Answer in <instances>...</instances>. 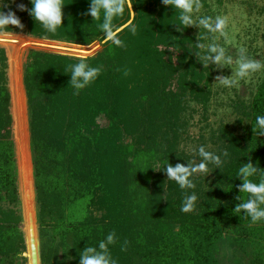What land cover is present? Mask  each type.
Instances as JSON below:
<instances>
[{"label":"trees","instance_id":"16d2710c","mask_svg":"<svg viewBox=\"0 0 264 264\" xmlns=\"http://www.w3.org/2000/svg\"><path fill=\"white\" fill-rule=\"evenodd\" d=\"M210 1L222 4L198 0L201 8ZM133 3L135 19L118 35L121 43H109L87 61L101 71L78 94L70 86L78 59L28 56L24 83L41 264H79L80 252L113 231L109 251L117 264H264V221L254 224L235 212L243 202L237 197H248L239 190L240 164L259 161L264 170V136L253 127L264 115V78L250 100L231 102L233 124L212 127L215 66L200 46L212 36L193 27L178 31L174 9L162 0ZM22 4L32 8L30 0ZM64 4L63 26L55 33L18 6L5 12L22 23L10 26L13 32L38 39L86 46L104 36L103 15L94 23L85 14L90 0ZM130 19L126 9L113 25L119 29ZM7 69L0 48V264H26ZM196 117L206 131L198 139L190 135ZM193 140L197 147L190 151ZM200 146L229 157L221 169L210 165L207 177L195 178L193 189H181L163 170L198 160ZM192 192L197 206L184 213V195Z\"/></svg>","mask_w":264,"mask_h":264},{"label":"rangeland","instance_id":"374dc122","mask_svg":"<svg viewBox=\"0 0 264 264\" xmlns=\"http://www.w3.org/2000/svg\"><path fill=\"white\" fill-rule=\"evenodd\" d=\"M24 0H0V7L4 12L9 7H19ZM130 21L117 29L118 35L129 26L135 19L134 7L132 6ZM6 14V12H5ZM214 18L224 16L227 18V37L217 32H209L211 39H206L204 45L215 42L224 46L233 58H237L244 49V54L250 58L264 63V0H222V4L210 1L206 8H201L197 14ZM20 25L22 23L20 22ZM193 31L198 35L199 27L193 26ZM207 32V33H208ZM103 37L95 39L90 45H78L67 42L38 39L24 33L14 32L12 39L15 43L6 42L0 37V48L7 52L8 58V87L11 94V114L13 119L12 138L15 146L17 162V184L20 197V211L22 215V229L26 242V264H33L30 237L33 236L37 242L38 264H41L38 205L34 188V164L33 149L30 134V109L28 96L25 88V68L28 64V56L32 52H43L54 55L66 56L74 59L86 58L87 61L99 58L109 43ZM117 37H113V41ZM205 48V47H204ZM206 49V48H205ZM236 64L228 67L215 66L213 81L210 84L212 99L209 112V124L216 128L220 123L233 124L235 116L230 104L238 98L250 100L264 78V70L253 73L249 77L238 80L231 86L218 83V77H231L234 74ZM200 117L195 118V124L190 129V135L194 139L205 133V123L199 122ZM195 141L188 142V150L195 151Z\"/></svg>","mask_w":264,"mask_h":264},{"label":"clouds","instance_id":"9594fccd","mask_svg":"<svg viewBox=\"0 0 264 264\" xmlns=\"http://www.w3.org/2000/svg\"><path fill=\"white\" fill-rule=\"evenodd\" d=\"M162 2L165 6L174 9L175 17L178 21L176 25L180 26L177 29L178 31L197 26L200 30L207 29L211 32L220 33L225 38L227 37V32L225 31L228 23L227 18L216 16L213 20L206 16L197 15L201 9V4L198 0H162ZM30 3L32 4L30 10L23 4L19 6L20 10L29 11L34 20L41 24L48 33H55L59 27L63 26L64 0H30ZM133 4V0H90V7L85 14L91 16L94 23L103 15V21L100 25L101 33L104 34L102 39L119 45L121 41L118 38L113 41V37H118V31L113 25L114 18L120 17L126 9L129 13H133ZM10 26L20 27V21L14 13L5 14L3 8L0 7V37L5 38L6 42L15 43L16 41L12 39L14 32ZM200 46L207 49L208 55L206 59L213 66L228 67L232 64L237 65L231 77H218L217 84L231 87L238 80H243L253 73L264 70V63L244 54V49L240 50L241 54L237 58H233V56L228 54L224 46L215 42ZM100 71V68L90 66L86 58H78V62L73 64L70 69V86L78 94L80 90L85 89L97 79ZM253 127L256 135L258 130L259 135L264 136V115L257 116L256 124ZM228 157L229 153L226 151L222 155H218L206 150L205 146H200L198 149V160L187 161V166L182 163H178L175 166L168 163L163 171L166 173L168 180L174 181L181 189H193L195 187V178L200 175L207 177L210 174V165L216 166V169H221L222 163L226 162ZM258 165L259 161H257L256 165L252 163L240 164L237 172V178L243 181L239 190L241 194H248V197L247 199H243L242 196L237 197L243 202L237 205L235 212H242L245 218H250L254 224L264 221V170L260 169ZM256 176H259L258 181L253 179ZM197 201V193H186L183 198L181 211L184 213L193 211L197 206ZM116 239V233L113 231L104 240L99 241L96 246H88L79 253V264H117L109 251V247L116 242Z\"/></svg>","mask_w":264,"mask_h":264},{"label":"water","instance_id":"95a60500","mask_svg":"<svg viewBox=\"0 0 264 264\" xmlns=\"http://www.w3.org/2000/svg\"><path fill=\"white\" fill-rule=\"evenodd\" d=\"M32 236L30 237V243H31V252L33 254L32 262L33 264H38V256H37V242L33 236V232L31 231ZM25 257H27L26 254H24Z\"/></svg>","mask_w":264,"mask_h":264}]
</instances>
